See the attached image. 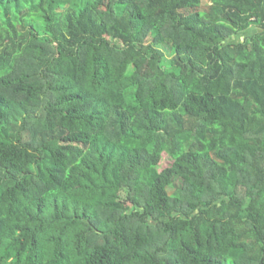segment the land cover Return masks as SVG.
Segmentation results:
<instances>
[{"label": "trees", "instance_id": "obj_1", "mask_svg": "<svg viewBox=\"0 0 264 264\" xmlns=\"http://www.w3.org/2000/svg\"><path fill=\"white\" fill-rule=\"evenodd\" d=\"M0 264H264V0H0Z\"/></svg>", "mask_w": 264, "mask_h": 264}, {"label": "rangeland", "instance_id": "obj_2", "mask_svg": "<svg viewBox=\"0 0 264 264\" xmlns=\"http://www.w3.org/2000/svg\"><path fill=\"white\" fill-rule=\"evenodd\" d=\"M171 163H172L171 158L167 155V153H163V155L161 157V160H160V163L157 166V169L159 171H163L164 169H166L167 167H169L171 165ZM120 196L123 197L124 195L121 194Z\"/></svg>", "mask_w": 264, "mask_h": 264}]
</instances>
